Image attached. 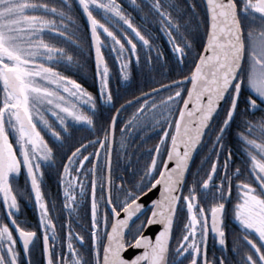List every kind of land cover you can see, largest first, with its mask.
Here are the masks:
<instances>
[{
  "label": "snow or ice",
  "instance_id": "snow-or-ice-1",
  "mask_svg": "<svg viewBox=\"0 0 264 264\" xmlns=\"http://www.w3.org/2000/svg\"><path fill=\"white\" fill-rule=\"evenodd\" d=\"M78 4L87 18L101 99L112 102L101 36L116 53L123 78L127 77L124 54L138 59L134 38L152 50L150 41L115 0H78ZM183 6L187 10L186 15L181 12L183 23L160 0L151 7L180 58L190 54L192 47L184 32L193 22L198 32L203 28L194 67L170 81L172 90L162 100L150 101L142 93L145 99L138 102L129 120L117 127L116 113L123 106L117 108L106 121L102 137L78 143L65 153L58 174L64 208L75 213L82 200H90V244L85 256V236L70 225L58 238L42 192V166L54 156L42 133L61 140L69 118L91 126L94 113L83 111L80 104L96 107L80 83L53 66L73 60L53 42L64 38L76 43L70 31L71 4L69 0H61L59 7L51 0H0V206L5 212L0 219V264H25V258L26 264H33L30 255L39 246L37 231L18 219L13 181L22 170L39 211L43 264H227L223 255L208 259L207 238L211 231L225 246V201L233 199V181L237 194L231 212L241 236L232 251L239 254V264H264V0H183ZM173 7L180 11L179 5H168ZM94 12H102L101 18ZM174 32L182 42H177ZM237 116L244 167L229 165V149L218 179L217 159H211L201 179L189 183L186 172L194 150L209 134L211 151L218 156L225 147L224 133ZM150 126H159L160 131L149 162L127 180L114 176L117 131L124 147L133 128L144 131ZM153 189H158V196L149 206L142 198ZM148 228L157 230L149 235Z\"/></svg>",
  "mask_w": 264,
  "mask_h": 264
},
{
  "label": "flooded vegetation",
  "instance_id": "flooded-vegetation-1",
  "mask_svg": "<svg viewBox=\"0 0 264 264\" xmlns=\"http://www.w3.org/2000/svg\"><path fill=\"white\" fill-rule=\"evenodd\" d=\"M119 0H115L116 3H118ZM126 4H130L131 6H138L140 7V10L143 5H147L148 3L152 5V0H122ZM71 4V15L75 16L77 14V9L80 11L86 27L88 29L87 22L84 18V15L78 5L77 0H69ZM55 4L59 7L61 4V0H55ZM76 7H75V5ZM98 15L102 16V12H96ZM160 27V25H154ZM126 27V26H124ZM77 25L74 23L71 29H76ZM114 30H117L114 28ZM118 31V30H117ZM130 32V30H128ZM89 33V29H88ZM119 33V32H118ZM161 37L162 39H158L156 37V40L151 43V49L145 48L142 45V42L139 40L135 43L137 44V52L139 53L138 59L137 57H132L128 55L127 53L124 54V59L129 63L133 59L135 61L133 67L140 66L141 69H143L145 75L138 78L137 85L139 86L138 95H136L135 98L124 101L120 105L116 107L120 108L121 106L125 105L128 102H131L139 97H142V93H150L149 90H144L143 85L152 86L155 85L158 75L166 74L170 72L171 70H176L177 74L175 77H178L176 79L169 80L167 76L161 79L159 83L160 85H170V81H175L179 79L180 74H184L187 72V69L184 67L182 62H179L182 60V58L178 57L177 54H174L172 51L173 45L169 42V37L167 33L161 30ZM49 37V36H47ZM106 39V37L104 36ZM89 40H90V34H89ZM107 47L111 49V44L106 41ZM91 45V41H90ZM92 52V47H91ZM112 61L116 63V65L121 69L120 63L116 59V53L112 52L110 50ZM92 59H93V53H92ZM179 62V64H177ZM93 69L95 74V83L96 87L92 88V90H88V87H85L82 85L83 89H85L88 93H90L93 97V100L95 101L96 107L95 109H91L90 106L85 103L81 102L80 106L83 111L88 112L89 114H93V125L89 126L87 124H84L83 122H76L73 121L71 118H69L66 121V124L68 125L67 131L62 132L61 140L57 141L54 137L51 136L50 133H42L45 135V139L49 142V146L53 148V159L52 161L44 164L42 166V192L44 193L45 200L49 204L50 208V216L53 219L55 226H56V234L58 238H62L67 231L66 224L70 225L74 232H79L82 235L85 236V244L84 249L82 250L86 256L87 249L90 244V234L88 231V225L90 221V214L88 212L90 200L85 199L80 202V206L75 213L70 214V210H67L64 208V197L62 193V188L59 183V172L62 170V164L63 161L66 159L65 153L69 152L70 149L77 145L78 143H83L85 140L87 141H93L97 137L103 136V128L106 125V121H108L111 118V110L114 108L113 103L115 102V99L118 101L123 99V94L127 91V88H129L127 81H128V75L126 78H123L121 73L115 74L113 78L109 75V89L111 91V85H113L114 91L112 92L114 96L113 102H105V100L101 99V93H100V82L99 79L96 76V68L93 60ZM127 69V68H126ZM125 69V71H126ZM181 69V70H180ZM156 71V73L154 72ZM79 75V74H77ZM187 75V74H186ZM93 85V84H92ZM136 85V84H135ZM160 85H155L152 89H159ZM172 88L167 89L165 91L159 92L154 95L148 96L150 101H160L163 99L164 96L169 95ZM141 91V92H139ZM245 94H247L245 92ZM145 99V98H144ZM144 99L138 101L143 102ZM135 103L131 105L130 107H127L121 111L117 117V127H119L123 121L129 120L132 117V114L136 111V108L139 106V104ZM241 108H243V105H241ZM116 109L113 112L116 113ZM112 114V115H113ZM48 118L50 120L54 119L50 116V114H47ZM255 116L259 117L260 113L255 112ZM241 123V118L239 116L236 117L234 121L231 122V126L229 127L228 131L224 133V144L225 147L223 151L219 153L217 156V153L212 152L211 149L213 147V144L211 141L208 140V135L206 134V137L202 143V146L200 148V158L194 165V172L189 177H187V181L189 183H193L196 181H199L203 175L204 172H206L210 166L211 159H217L218 163V173L216 174L217 179L219 178V172H221L222 165L225 163V154L230 149L232 152V157L228 161L229 165L234 169L237 166H240L241 168L244 167V160L245 156L241 148V142L239 140V137L237 136V133L240 131V128L238 127ZM57 130L59 131L60 128L58 127ZM83 130L87 134L84 136L79 135V131ZM159 126L152 128L151 126L149 129L141 131L139 127L133 128L132 133L127 136V141L125 143L124 147L120 146V133L117 131L116 133V140L113 143V152H112V165H113V175L116 177L122 176L125 180L130 178V173L133 172L132 169H130V156L133 154L129 151L133 149L132 145L137 142L139 137L141 136V133L143 137V141H147L146 144L150 143H157L158 141V134H159ZM212 139H215L213 136ZM93 147H98V145H94ZM140 146L135 144L134 147V156L137 157L139 155ZM153 148H146L145 151L151 152ZM88 151H92V147L88 148ZM199 153V152H198ZM198 155V154H197ZM197 157V156H196ZM101 158H103V152L101 153ZM196 160V158H195ZM194 160V162H195ZM193 162V164H194ZM193 167V165H192ZM191 167V169H192ZM190 169V171H191ZM189 171V173H190ZM100 172L97 171V196L101 194V183L99 180ZM212 185L215 184V180L211 182ZM89 185H90V178H89ZM13 187L17 192L18 196V204H19V211H18V219L23 223L24 226L34 229L37 231V237H38V244L39 246L32 250V253L30 255V259L32 260L33 264H43L42 259V234L43 230L39 228V211L37 210L35 206V200L30 192V184L26 180V174L22 170L18 177L13 181ZM211 190V189H210ZM90 191V188H89ZM237 194L235 182L233 181L232 184V191L231 196L233 199L226 200L225 206H226V213H225V246H221L218 241L216 240V237L211 231H209V235L207 238V257L208 259H219L221 255H223L226 258L227 264H239L240 256L237 253H233L232 248L234 244L237 242L238 238L241 236V229L238 224V222L235 221L234 216L231 212L232 206L235 203V196ZM210 202V201H209ZM207 206V204L205 205ZM186 211V210H185ZM5 212L0 206V219H4ZM77 243L78 246V242ZM51 244V241H50ZM60 241L57 242V249L59 250ZM21 245L17 244V249H21ZM28 258H25V264L27 262ZM186 264V262H185Z\"/></svg>",
  "mask_w": 264,
  "mask_h": 264
},
{
  "label": "trees",
  "instance_id": "trees-1",
  "mask_svg": "<svg viewBox=\"0 0 264 264\" xmlns=\"http://www.w3.org/2000/svg\"><path fill=\"white\" fill-rule=\"evenodd\" d=\"M51 2L55 3V0H51ZM160 3L163 4L165 8H167L170 11L174 19L177 17H181V23H183V17L181 16V12H184L185 15L187 13V10L183 6V0H160ZM118 4L120 5L121 10L132 20L133 24L136 27H138L143 34H145V36L149 39L151 43H153L156 40V37L158 39H162L160 35L161 30L167 33V30L162 29L161 23L158 17V13H156L152 9L151 4L148 3L147 5H143L141 10H140V7L131 6L130 4L124 3L122 0H119ZM169 4L179 5L180 11H177L175 7L168 8ZM76 12L77 14L72 17H73L74 23L77 25V28L70 29L71 33H73V40L76 41V43H73L72 41H66L64 38L55 39L53 41L57 43L59 46L64 47L66 54H71L73 57V60L71 63H69L66 60H63L60 63L55 64L53 66H55L57 70L62 72L64 75L69 76L72 79L76 80L78 83L83 84V86L88 87V90H92V88L96 87V83H95L96 79H95V74H94V69H93V59H92L91 45H90V40H89V33H88V29L86 27L85 21L80 11L77 9ZM94 15H97V18H101V16L98 15L96 12H94ZM157 24L160 25V27L154 26ZM181 32H184L183 28L181 29ZM189 33L191 34V37H189L188 35ZM173 35L177 36V42H182L180 39V36L177 33L174 32ZM202 35H203V28L201 27L198 32L196 29V22H193L189 26L187 32H184V39L190 40L191 45H192L190 54H187L185 57L182 58V63L184 67L187 69V72H185V75L188 73L190 68L194 67V64L192 63V61L195 57L196 52L200 50L199 46L201 44ZM46 39H52V37L46 36ZM101 39L102 41L105 42V46L102 48V52L104 54L105 61L109 67V75L111 78H113L116 73L120 75L121 69L116 65L114 61H112V56L110 53L111 49L107 47V44H106L107 40L104 38V35L101 36ZM136 41H138V39L134 38V42ZM185 51L187 53L188 50L186 49ZM134 63L135 61L133 59L131 60V62L129 63L127 62L126 71H127V75L129 78L127 81L129 88H127V91L123 94L124 97L122 100L118 101L117 99H115V102L113 103L115 104V107L111 110V116L118 105H120L124 101H129L135 98L136 95H138L139 86L137 85V81L139 77L146 74L144 73L146 71L141 69L139 65L133 67ZM177 64H179V62ZM154 72L156 73L155 70ZM175 73L177 74L176 70H171L170 72L166 74L160 75V77L158 75V78H163L167 76L169 80H172L176 75ZM158 78L157 80H155L156 81L155 85L161 84L159 83L161 79H158ZM176 78L178 77H175L174 79ZM155 85L148 86L145 84L143 85V88L144 90H149L155 87ZM113 88H114L113 85H111V92L114 91ZM113 101H114V96H113ZM85 134L87 133L84 132L83 130L79 131L80 136H84ZM142 134L144 133H141V136L139 137L137 142L132 145L133 149L129 151L134 154L135 144L140 146L139 155L135 157L132 154L129 159V162H130L129 167L133 171H135L136 169H142L144 164L149 162L151 152H147L145 150L146 148H150V147L153 148L154 145L156 144L152 142L151 144L150 143L146 144L147 141H143ZM199 158H200V151L189 173V177L193 174L194 165L196 164ZM174 237H175V230H174Z\"/></svg>",
  "mask_w": 264,
  "mask_h": 264
},
{
  "label": "water",
  "instance_id": "water-1",
  "mask_svg": "<svg viewBox=\"0 0 264 264\" xmlns=\"http://www.w3.org/2000/svg\"><path fill=\"white\" fill-rule=\"evenodd\" d=\"M77 2H78V0H77ZM78 5H79V4H78ZM80 9H81V8H80ZM81 11H82V9H81ZM82 13H83V11H82ZM83 15H84V13H83ZM84 18H85V20H86V22H87V18H86L85 15H84ZM89 34H90V31H89ZM90 41H91V39H90ZM92 53H93V60H94V64H95V53H94V49H93V48H92ZM95 68H96V67H95ZM170 88H172V86H171V85H168V88H167V89H170ZM167 89H165V88H159V89H157V90L155 91V93H152V92L148 93V96H150V95H154V94H157V93L162 92V91H165V90H167ZM144 98H145V97L142 96V97H139V98H137V99H135V100H133V101H131V102L126 103L125 105H123V109H125V108H127V107H130L131 105L137 103L138 101H140V100H142V99H144ZM119 113H120V112H119ZM119 113H116L117 117H118ZM205 137H206V135H205ZM204 139H205V138H204ZM202 143H203V142H202ZM201 146H202V144H201V145H198V147L194 150L192 157L190 158V161H189V168H188V170H187V172H186V178L188 177L189 171H190V169H191V167H192V165H193V162H194V160H195V158H196V156H197V154H198V152H199ZM157 196H158V189H153L152 193H151L148 197H144V198H142V199L145 201V203H146L147 205L150 206V201H151V199H155ZM156 230H157V229H155V228H148V229H146V232H147V234L152 235V234L154 233V231H156Z\"/></svg>",
  "mask_w": 264,
  "mask_h": 264
}]
</instances>
